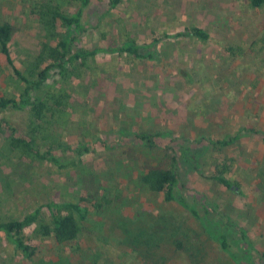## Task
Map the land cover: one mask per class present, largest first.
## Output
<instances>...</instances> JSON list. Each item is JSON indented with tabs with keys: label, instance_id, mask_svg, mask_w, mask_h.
<instances>
[{
	"label": "rangeland",
	"instance_id": "rangeland-1",
	"mask_svg": "<svg viewBox=\"0 0 264 264\" xmlns=\"http://www.w3.org/2000/svg\"><path fill=\"white\" fill-rule=\"evenodd\" d=\"M37 1L0 0V23L16 28L11 51L20 70L46 40L30 12ZM55 1L71 14L80 8L74 0ZM83 24L85 31L75 33V48L103 51L63 83L72 99L55 129L71 149L53 151L63 166L47 160L29 163L17 153L2 152L8 136L2 124L0 220L22 219L52 201L110 198L113 203L92 211V222L74 244L34 240L38 250L33 260L0 234V264H146V248L136 253L121 244L122 235L110 225L142 217L153 220L141 227L153 240L156 234L184 242L185 252L164 245L167 264H235L207 233L209 228L224 232L235 245L240 236L227 223L246 228L255 249L264 252V135H250L222 150L210 142L235 136L246 126L264 132V55L233 58L227 50L238 45L247 49L264 34V7L253 9L249 0H124L110 9L108 0H91L83 10ZM192 26L205 29L211 39L203 43L177 36ZM132 42L152 45L147 53L153 50L152 58L107 51ZM22 88L0 54V97H18ZM2 117L22 130L29 114L8 111L0 122ZM142 130L164 132L160 146L190 149L189 160L180 159L176 198L194 206L196 213L177 201L165 204L162 194L141 184L145 161L155 164L161 156L132 138ZM84 147L87 151L79 154ZM222 161L229 164L232 189L210 179ZM165 221L172 224L167 231ZM252 260L259 262V253L252 252Z\"/></svg>",
	"mask_w": 264,
	"mask_h": 264
},
{
	"label": "trees",
	"instance_id": "trees-1",
	"mask_svg": "<svg viewBox=\"0 0 264 264\" xmlns=\"http://www.w3.org/2000/svg\"><path fill=\"white\" fill-rule=\"evenodd\" d=\"M74 1L80 4L79 10L74 14L65 11L62 5L55 0L37 1L31 6L30 12L37 17L43 27L46 40L40 44L39 52L25 64L24 70L17 68L12 56L11 42L15 35V26L10 22L0 23V54L5 58L9 68L13 70L17 80L23 84L18 97H0V116L8 111H27L29 114L28 122L22 130L14 128L7 119L2 117L0 127L2 124L8 127V136L6 135L4 138L1 150L2 152L17 153L21 160L29 163L36 160H47L56 165L62 164V158H57L53 151L58 148L71 149L57 138L55 129L59 127L62 114L72 99L71 89L64 84H67L77 71L86 67L90 59L95 58L103 51L101 48L92 50L75 48V43L78 40L75 33L81 34L85 31L83 10L89 6L91 0ZM123 2L124 0H108V5L110 9H117ZM249 5L253 9H261L264 7V0H249ZM177 36L195 39L203 43L211 39V35L205 29L197 26H192ZM53 42L55 45L52 44ZM151 46H139L136 42H132L124 44L120 49L111 48L107 51L110 53L119 51L121 54H129L135 59H151L153 50L150 55H147ZM227 50L229 56L233 58L246 57L248 53L257 57L262 56L264 55V34L251 42L247 49L238 45L230 46ZM258 134L264 135V132L255 129V127L246 126L239 128L235 136H226L222 140H210V142L214 147H220L222 150L224 147L235 145L243 138ZM131 136L136 141L142 142L149 150L161 153L155 164L145 161L143 173L140 175L141 184L151 193L162 194L165 204L177 201L192 213H196L194 206L188 205L182 198H176V191L180 184V159L187 162L190 149L182 146L177 148L171 143L160 146L158 139L167 136L162 131L142 130L132 133ZM45 148L46 150H43ZM78 150L79 154H83L87 148ZM228 167L229 164L222 161L217 166L218 172L210 179L232 189L233 183L227 177ZM103 200L104 202L95 201V198L92 200L83 199L81 202L52 201L35 208L22 219L0 220V234H3L24 258L33 260L38 250L34 240L51 239L60 246L76 243L84 233L87 224L92 222L94 215L92 211L101 212L105 206L113 203L110 198H103ZM84 202H88V204H84ZM145 218L123 221L117 225L111 222L110 225L111 228L113 227L119 232L118 234L122 235L121 244L131 247L136 253H139L138 250L146 248L148 253L146 264H167L169 258L164 253L163 247L168 243L170 244H168V248L171 246L174 252H185V244L182 240L170 239L168 241L156 234L153 235V240L147 233V229L141 230V227L153 221L149 220L150 218ZM164 224L166 231L172 225L168 221H165ZM226 226L234 228L240 236L239 242L236 241L237 244L234 245L230 242L224 232L218 233L210 228L207 230L209 238L217 244L218 250L227 256L225 259H231L235 264H243V262L245 264H264V252H258L255 249L246 228L230 223H227ZM139 229L140 233L137 232ZM165 230L160 231L163 233L166 232ZM242 243L247 246L245 249L234 250L233 246L237 247ZM197 251L195 255L200 257V250ZM254 251L260 255V260L257 263L252 260Z\"/></svg>",
	"mask_w": 264,
	"mask_h": 264
}]
</instances>
